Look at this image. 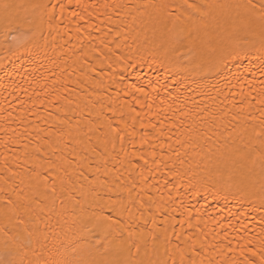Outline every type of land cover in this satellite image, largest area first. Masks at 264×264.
<instances>
[{"label":"bare ground","instance_id":"1","mask_svg":"<svg viewBox=\"0 0 264 264\" xmlns=\"http://www.w3.org/2000/svg\"><path fill=\"white\" fill-rule=\"evenodd\" d=\"M159 2L72 0L62 14L50 9L57 16L52 26L47 17L34 26L46 53L43 67L3 59L0 46V250L7 242L24 264H51L64 252L66 234L82 238L77 234L110 197L127 201L130 193L137 202L134 229L159 233L167 221L163 226L173 239L180 235L204 246L196 257L204 264H240L249 249L259 260L264 170L246 157L264 147L247 127L264 119L260 61H229L201 74L179 52L161 47L150 7ZM112 52L131 55L116 68L123 80L108 67L115 63ZM131 109L163 134L137 123L135 137L113 142L110 119L114 127L131 125ZM140 201L152 205L143 216ZM163 253L161 248L160 257L147 258ZM185 255H191L187 245Z\"/></svg>","mask_w":264,"mask_h":264},{"label":"snow or ice","instance_id":"2","mask_svg":"<svg viewBox=\"0 0 264 264\" xmlns=\"http://www.w3.org/2000/svg\"><path fill=\"white\" fill-rule=\"evenodd\" d=\"M71 5L72 0H67L66 4L45 3L44 0H29L28 3L0 0V46L5 49L3 59L20 57L32 60L34 64L43 67L42 53L44 55L46 53L44 46L34 38V26L37 21L42 22L47 17L51 27L57 16L55 11L49 12V10L58 8L62 14ZM77 7H80L79 3ZM150 7L154 12V28L156 25L159 26L161 47L179 52L181 58L199 68L201 74L218 71L229 61L247 60L251 63L255 58L260 61L258 71L264 76V0H247L246 3L232 2V0H223V2L221 0H160ZM60 22L62 23V20ZM112 56L115 58V63L110 62L108 67L112 69L114 75H118L123 80V73L117 72L116 68L130 60L131 55L112 52ZM246 71L252 70L249 68ZM252 74L255 76L254 72ZM242 77L243 74L236 79ZM260 83L261 89L264 90V81ZM136 90L140 91L139 88ZM131 111L134 113L129 117L131 125L123 121V128L114 127L110 119L107 127L109 134H112L113 142L118 140L123 145L125 136L135 137L137 123L142 129L151 128L153 132L163 134L157 124L151 121L145 124L143 119H138L139 111L136 109ZM260 115L264 117V110H261ZM121 122L122 119L117 120V125ZM247 127L251 129V135L258 138L260 144L264 146V119L259 125ZM147 137V131L141 133L142 145L147 141ZM208 139L210 140L211 137ZM130 143L135 145V139ZM138 159L143 160L145 166L149 164L144 156H139ZM246 159L252 165L264 170V147L255 154H248ZM151 163L156 164L155 159ZM55 191L53 187L52 192ZM136 203L131 201V193L127 201L123 196L110 197L101 210L94 213L88 224L77 234L82 238L66 234V240L69 242L67 245H61L65 249L64 252L59 253L58 258L52 260L51 264H169V261L171 264H204L203 258L196 259L202 256L204 246L201 245L198 249L194 242L182 239L180 235H176L173 239L169 229L163 226L167 221H161L159 233L155 230L134 229L132 225L135 224L136 217L131 209L136 207ZM139 204L137 212L141 216L144 215L145 208L148 211L152 209V205L146 206L142 201ZM152 223L155 228V217ZM172 231L175 232L174 226ZM185 245L187 251L191 252L190 256L185 255ZM161 248L164 250L163 258H147L149 253L160 257ZM142 251L144 257L140 255ZM241 251L243 252V249ZM249 252L250 255L240 264H264V250L261 251L259 260L254 259L257 256L255 250L249 249ZM175 254H179L178 259ZM0 264H24V258L20 257L19 252H14L6 242L0 250ZM28 264H50V262L36 260L29 261ZM208 264H212V261L209 260Z\"/></svg>","mask_w":264,"mask_h":264}]
</instances>
